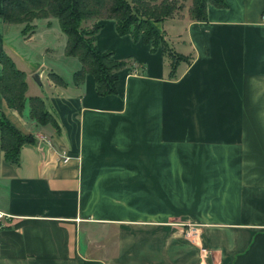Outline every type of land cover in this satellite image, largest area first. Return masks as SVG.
Returning a JSON list of instances; mask_svg holds the SVG:
<instances>
[{
    "label": "crops",
    "instance_id": "obj_1",
    "mask_svg": "<svg viewBox=\"0 0 264 264\" xmlns=\"http://www.w3.org/2000/svg\"><path fill=\"white\" fill-rule=\"evenodd\" d=\"M222 2L207 5L205 21L185 13L157 25L190 58L170 79L159 50L99 21L96 49L136 67L117 72L105 97L90 75L75 83L73 71L29 69L37 31L21 36V54L0 20V54L57 126L26 128L0 96L5 119L35 140L15 164L0 151V210L10 215L0 264H264V0ZM39 68L41 88L30 79Z\"/></svg>",
    "mask_w": 264,
    "mask_h": 264
},
{
    "label": "trees",
    "instance_id": "obj_2",
    "mask_svg": "<svg viewBox=\"0 0 264 264\" xmlns=\"http://www.w3.org/2000/svg\"><path fill=\"white\" fill-rule=\"evenodd\" d=\"M187 1L188 19L196 22L205 21L207 5L224 7L222 0H2L0 20L3 25L20 26L19 34L29 37L36 30L35 20L54 19L65 37L63 56L75 59L79 64L78 71L72 74V81L80 83L85 75H90L95 95L105 97L116 94L117 72L127 68L133 71L136 67L131 59L117 60L112 52L96 49L95 35L101 28L98 22L110 19L118 36L128 35L133 43L140 42L151 52L159 50L169 61L167 76L170 79L177 65L188 64L190 58L176 53L156 25L171 19ZM85 22L91 23V27H82ZM44 27H50V22L47 21ZM0 67V96L6 107L34 127L49 126L56 132V123L42 100L25 97V73L3 52ZM48 77L54 84L64 85L56 74L50 73ZM34 143L32 135L21 134L0 112V151L4 161L15 164L20 147Z\"/></svg>",
    "mask_w": 264,
    "mask_h": 264
},
{
    "label": "rangeland",
    "instance_id": "obj_3",
    "mask_svg": "<svg viewBox=\"0 0 264 264\" xmlns=\"http://www.w3.org/2000/svg\"><path fill=\"white\" fill-rule=\"evenodd\" d=\"M188 6H189V1L184 3L182 6V10L180 12H177L171 19L173 20L176 18L179 19V17L184 16L188 9ZM47 21L50 22V27L54 29L52 32L44 31V25ZM33 24L35 25L37 33L34 36L32 43L27 44V47H29L27 51L29 59H28V62L25 63V65L30 67L29 69H34L40 63H43L45 66L46 65H50L51 67L55 66L57 69H59V71H56V73L62 79H66V76H67L66 74L72 73L71 71H73V73L78 71L79 65L77 61L75 59L65 58L63 56L65 37L60 33L57 27L56 21L54 19L48 18L45 20H35ZM90 24L91 23L88 24L87 22H85L81 26L88 29L91 27ZM19 30H20V26L10 25L9 34L6 37V41L9 45L13 46L17 52L24 54L25 51L20 46V44L22 43L21 39L23 38L24 40L27 37L22 36L21 38V35H19L18 33ZM45 48L47 49L44 50ZM17 65H20V64H18L17 62ZM30 126H32V123H29V122L25 123L26 128ZM46 127L50 128L49 126H46ZM37 130L39 131V128H37Z\"/></svg>",
    "mask_w": 264,
    "mask_h": 264
},
{
    "label": "built area",
    "instance_id": "obj_4",
    "mask_svg": "<svg viewBox=\"0 0 264 264\" xmlns=\"http://www.w3.org/2000/svg\"><path fill=\"white\" fill-rule=\"evenodd\" d=\"M260 20H261L262 22H264V14L261 15ZM43 141H44V142H47V141L44 140V139H43ZM61 159H62L63 161L67 160V157L65 156L64 153L61 155ZM9 216H10V215H9L8 213H5V212H3V211L0 210V228L3 226V220L6 219V218H8Z\"/></svg>",
    "mask_w": 264,
    "mask_h": 264
},
{
    "label": "water",
    "instance_id": "obj_5",
    "mask_svg": "<svg viewBox=\"0 0 264 264\" xmlns=\"http://www.w3.org/2000/svg\"><path fill=\"white\" fill-rule=\"evenodd\" d=\"M42 71H43V68H39L38 70H36L35 72H33V73L30 75V79H31V81H32L36 86H38L39 88H41L40 81H39V76H40V74H41Z\"/></svg>",
    "mask_w": 264,
    "mask_h": 264
}]
</instances>
